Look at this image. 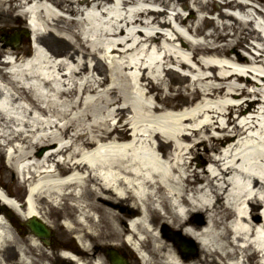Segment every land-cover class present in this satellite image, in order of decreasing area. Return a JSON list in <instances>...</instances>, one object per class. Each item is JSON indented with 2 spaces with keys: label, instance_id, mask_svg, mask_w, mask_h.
<instances>
[{
  "label": "bare ground",
  "instance_id": "obj_1",
  "mask_svg": "<svg viewBox=\"0 0 264 264\" xmlns=\"http://www.w3.org/2000/svg\"><path fill=\"white\" fill-rule=\"evenodd\" d=\"M32 1L35 52L25 62L17 58L10 64L0 58V147L17 141L10 156L25 161L19 174L30 186L23 205L13 206L3 196L8 206L24 218L40 219L49 229L62 216L68 227L79 232L82 244L86 237L93 244L110 241L118 248L128 235L146 247V264H264V206L262 216L248 208L256 200L264 202V17L260 11L251 4L229 2L242 13L239 19L220 11L205 33L208 19L196 17L187 31L205 35L204 41H192L176 28L173 37L155 30L124 29L168 23L160 19V10L125 8L157 0H0V12L6 14L4 18L0 14V31L24 32L10 23L17 19L11 4ZM159 1L165 6L171 2ZM193 2L200 9L210 4V0ZM176 18L184 21L179 12ZM125 30L126 36L120 38ZM225 37L231 39L224 45L215 43ZM172 41L179 45H171ZM246 41L251 60L235 50ZM188 47L192 56L183 52ZM160 51L163 54L158 56ZM16 52L0 48L1 55ZM167 62L210 73L195 77L183 91L168 78L169 73L177 77L182 73L164 67ZM13 65L9 72L3 71ZM244 65L253 72L246 71L253 82L244 77ZM251 84L258 87L249 90ZM229 90L253 98L235 104L214 101ZM229 108L236 109V119L252 114L234 125L233 133L207 137L213 150L219 144L229 145L219 157L207 158L211 173L206 168L201 173L189 171V163L183 161L184 140L192 135L194 144L204 141L203 132L212 125L228 131V122L221 124L218 117ZM208 113L211 116L205 117ZM254 113L262 115L261 120ZM184 122L196 124L184 126ZM236 137L240 141L235 142ZM244 138L256 144L238 149ZM182 205L211 211L208 223L200 227L190 217L182 218ZM2 212L0 206V246H20L22 257L16 264L55 263L34 233L17 236ZM47 217L54 221L43 219ZM162 222L180 224L187 233L201 236L200 255L181 256L157 229ZM74 249L83 255L89 252ZM13 254L6 252L0 264H10L7 260Z\"/></svg>",
  "mask_w": 264,
  "mask_h": 264
},
{
  "label": "rangeland",
  "instance_id": "obj_2",
  "mask_svg": "<svg viewBox=\"0 0 264 264\" xmlns=\"http://www.w3.org/2000/svg\"><path fill=\"white\" fill-rule=\"evenodd\" d=\"M150 1H152V0H150ZM193 1L194 0H171V2L169 3L168 6L161 4V2L159 0H157L154 3L147 2V1L139 2L138 4L132 5V9H137L139 7H145V6L146 7H152V8H160V11L162 12L160 19L166 20V21H168V23L164 24L162 27L161 26L158 27L157 25H154V24H151L148 26H144L141 24H135V25H128L124 29H127V30L130 29L131 31L137 29L142 33H143V31L144 32H150V31H154V30L158 29L161 32L167 34V36L173 37L175 34L173 32V28L175 27L177 30L179 29L181 32L187 34L189 39H192L194 41L203 40L202 39L203 34H197L198 36L194 35V33L187 31L186 26L187 25H188V27L191 26V23H193L195 21L196 17H206L208 19V22H205L203 25L205 26L206 29H208L209 27H211L213 25V22H211L210 19L215 20L214 18L218 17V13L220 11H223V10L221 9V5L215 1L209 2L210 3L209 8H213L212 12L207 7H204V9L203 8L200 9L198 7L199 4L198 3L195 4V3H193ZM258 2L264 8V0H258ZM183 3H184V5H182ZM186 10H188L190 12V17H189L188 21L186 22L187 24L185 26V24H182V22L178 21L179 20L178 18H176L177 19V21H176L174 19V17H175L177 12H179L180 15L182 16V13L183 14L186 13ZM191 11H192V14H191ZM122 12L124 13L123 9H122ZM14 13H15V10H14ZM0 14H2L3 18L6 16V14L3 12H0ZM22 21H23L22 17L17 16V19L10 21V23L12 22V24L17 28L18 27L23 28V22ZM227 21L231 22L230 19H227ZM206 29H203V30H206ZM127 30H125L124 34H122V36L120 38H123L126 36ZM227 32H229V34H232L233 31L227 30ZM2 33H7L10 35L18 34L16 29H14V28H7L4 31H0V48H1V45H3V43H4V40L1 41ZM23 35H24V33H22V37H23ZM22 37L20 34V39ZM207 39L212 41L211 38H207ZM230 39H231L230 37H225L224 40H218L215 43H217L219 45H224ZM20 43L24 44L23 39H21ZM20 43L16 48H17V50L22 51L24 53L26 50V47H25V45H22V44L20 45ZM171 45L178 46V42L172 41ZM245 45H247V41L243 42L242 44H237L235 47V50L238 51L240 49H244V50L248 51L247 48L245 47ZM5 48L8 49L9 46L6 45ZM28 51L31 52V47L28 48ZM190 51L184 50L183 52L186 53V55H189ZM162 54H163V51L158 52V56H160ZM163 66L164 67H172L173 70L176 69V70H178V72L182 73V76L178 75V77L175 76L176 74L173 75V73H169L168 78L172 84L180 85L183 91H184V86L190 84L195 77H197V76L199 77L203 73H205V74L210 73V71L196 68L194 65H193V67L195 69L194 71H190L187 68L181 69L178 67V64L175 62L172 64H171V62H167ZM104 68H105V66H104ZM132 72H135V71L132 70ZM102 73H103V75H105V74H107V71L104 69V70H102ZM145 73H147V71H145L144 74ZM137 74L140 75L141 72H137ZM185 75H188V76L186 77ZM208 80H209V81H207L208 83L210 81H212L210 79H208ZM252 80H253V76L250 75V81H252ZM236 85H239V84H236ZM257 85L259 87L256 86L255 84L254 85L251 84L250 87H248V89L250 90V89L257 88V87L260 88V86H262L258 83H257ZM185 93L188 94L187 91ZM229 93H231V94H229ZM161 94H164V93H161ZM252 98H253V95H251V94L247 95L246 92L243 94H240L237 90H229L228 93H224L223 95H221V97L214 99V101H216V102L217 101L218 102L227 101V102L237 103L239 101H244V100L249 101ZM257 106H259V112H260L262 110V108L260 105H257ZM258 113H256V114L254 113V114L260 118L259 120H261L262 115H260ZM250 114H252V113H250ZM250 114H248V115H250ZM127 116H130V115H127ZM209 116H211L210 113L205 115V117H209ZM228 116H229V119L224 114L218 117L219 123H224L228 120L227 121L229 124V130L228 131H222L219 127L212 125L211 127H209L208 130L203 132V134L205 135L204 141H199L196 144H194L195 138L192 135H188L186 140H184L185 145L187 146V148H186L187 152L184 155L183 161H185V163H189V168H188L189 171L192 168H195L194 170H196V172L201 173V170L204 168L213 169V166L211 165V163H209L207 158H209V156L210 157H212V156L218 157L220 149H225V148L222 147V144H219L218 147L214 150L209 148L210 141L207 137H209L211 135L220 136L224 133H227V134L233 133V129H234L233 127H234L235 123H238L239 121L243 120V117H244L243 116L237 120L235 118V116H236V109L235 108L230 109V114ZM126 117L124 119H126ZM201 120H203V119H200L199 121H201ZM194 124H196V123H194V122H190V123L184 122L183 123L184 126L194 125ZM252 132H256V130H252ZM236 139H235V141H236ZM0 142L1 143L3 142L2 137H0ZM16 142L17 141H13L11 144H5V145L0 147V192H3V193H4V191L8 192L11 195L15 196L17 198V200H22L23 195L25 193V185L17 177L16 171L13 168H11L10 166H8L7 162L5 160V154L12 151L11 146L17 145ZM64 142H67V140L64 139ZM252 143H253V145H255L256 141L253 142L252 139H245L244 138L243 139V145L241 147H239L238 149H247V147L249 145H251ZM188 148H190V149H188ZM166 149H171V146H168ZM36 150H38L37 151L38 153L41 151V149L40 150L36 149ZM2 188L4 191L1 190ZM262 205H263V203H262ZM262 205L257 203V201H255L254 205L251 206V208L248 206V208L252 212L260 215V213L263 211ZM245 209H247V208L245 207ZM12 213H13V211H12ZM210 214H211V211L197 210V211H193L192 213L191 212L187 213V216L190 217L198 226L203 227L204 224L208 223ZM14 215H16L20 221L25 222V218L19 216L18 214H15V213H14ZM43 219L48 220L50 222H51V220H53V218H49V217L43 218ZM56 223L58 225H55L54 223L51 222V225L53 226L52 227L53 237L56 239L57 243L58 242L59 243L65 242V243L69 244V242L70 243L74 242L75 245L78 246L80 249L85 248L89 252L87 255H82V256L74 255L69 250L60 251V249H59L60 247H58L59 245L56 243L46 244V243L41 242L43 244L42 247L44 248L45 252L47 254H49L54 261H55L54 257L56 258L55 263L49 262L47 260H43L42 262H44L45 264H99V262L105 261V264H109V261L107 260L105 252L103 251V249H100V248L107 247V246H108V248L110 246L117 248L115 245H112V243L110 241L107 243H103V242L99 241L95 245L89 239H87L85 237L83 239V244H82L79 237H78L79 232L74 231L73 228L71 229L70 227H68L62 216L57 218ZM9 224H10V222H9ZM11 227H12V225H11ZM167 228H168V230H171L178 238L183 240V242H185L184 244H187L189 247L194 249L195 256L190 255L193 257H187V258H195L197 255H200L202 244H203V242H201V241H203L202 240L203 238L201 236H197L194 233H187L185 228L180 224L172 225V224H169L167 222H162L158 226L157 229H161L163 231V229H167ZM11 230L17 236H19V235L27 236L29 234L28 231H30L28 229L27 225H24L22 227V231H20L17 227H12ZM156 231H154V232H156ZM73 235H76L77 238L73 237ZM164 239L168 243L172 244V242L169 241L166 236H164ZM125 240H126V244L124 243L125 245L123 247L120 245L118 248H119V251L123 252V254H126V256L129 257V260H127V262H128L127 264H141L142 262L139 261V258L136 255L138 252L137 246L141 249V253L145 258H147L146 247L139 246V243L137 240L128 239V235L125 237ZM173 245H174V243H173ZM109 250L110 249H108V251ZM10 251L14 252V254H13L14 256L10 257V260H7V261L10 262V264H16L18 262V260L22 257V252H21L20 246L17 244H11V243L8 244L7 243L5 246H0V260L4 261L6 252H10ZM66 252H68L69 255ZM62 254L65 255L66 257H63ZM31 255H32V257L34 256V258H36L35 254H31ZM257 258L258 257H254L253 260L255 261ZM42 262H40V263H42Z\"/></svg>",
  "mask_w": 264,
  "mask_h": 264
},
{
  "label": "water",
  "instance_id": "obj_3",
  "mask_svg": "<svg viewBox=\"0 0 264 264\" xmlns=\"http://www.w3.org/2000/svg\"><path fill=\"white\" fill-rule=\"evenodd\" d=\"M32 228L34 229V231L38 234V235H47L44 231V229L40 226V225H37V224H33ZM113 263L114 264H119V261L114 259L113 260Z\"/></svg>",
  "mask_w": 264,
  "mask_h": 264
}]
</instances>
